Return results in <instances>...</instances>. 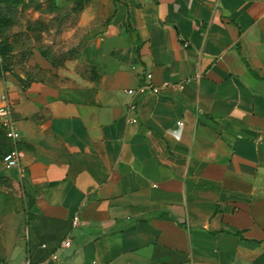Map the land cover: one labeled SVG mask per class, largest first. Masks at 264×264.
<instances>
[{"label": "crops", "instance_id": "0c3cea01", "mask_svg": "<svg viewBox=\"0 0 264 264\" xmlns=\"http://www.w3.org/2000/svg\"><path fill=\"white\" fill-rule=\"evenodd\" d=\"M78 26L75 58L0 76L25 171L0 134V264H264V0H90Z\"/></svg>", "mask_w": 264, "mask_h": 264}, {"label": "rangeland", "instance_id": "374dc122", "mask_svg": "<svg viewBox=\"0 0 264 264\" xmlns=\"http://www.w3.org/2000/svg\"><path fill=\"white\" fill-rule=\"evenodd\" d=\"M87 5V4H86ZM72 0H24L18 5L15 22L0 31V47L6 55L3 63L10 73L30 75L27 62L36 52L60 64L64 54L81 45L86 31L78 26L80 12L71 10Z\"/></svg>", "mask_w": 264, "mask_h": 264}, {"label": "built area", "instance_id": "2783aa9c", "mask_svg": "<svg viewBox=\"0 0 264 264\" xmlns=\"http://www.w3.org/2000/svg\"><path fill=\"white\" fill-rule=\"evenodd\" d=\"M184 47H186V44H184ZM147 78H150L149 75H147ZM167 83H164V85ZM176 86L182 87L183 83H177ZM158 88L154 87L148 83L145 85L139 86L137 88V91L140 93H144L146 91L155 92ZM128 94L132 93L131 90L126 91ZM0 129L3 132L4 136L10 141L11 149L5 153L2 158L1 162L4 168H14L17 167L20 171V175L23 176L25 171L20 166V159L22 158V152L18 148V141L20 139V135L18 132V129L16 127L15 121L12 117V111L10 107V103L8 100V97L5 93H3L0 96ZM127 111L130 113V122L131 123H137V118L134 113V105L129 104L127 107ZM181 126L182 122L180 120L176 121V127L174 130H171V132L174 135L175 139H179L180 132H181ZM72 226H75L77 224V220L73 219ZM70 244L68 239H65L63 242L60 243V247H68ZM42 248H46V245H41ZM58 260V256L55 251L49 253L47 257H45L41 261H33L29 256H26L21 264H54Z\"/></svg>", "mask_w": 264, "mask_h": 264}, {"label": "trees", "instance_id": "16d2710c", "mask_svg": "<svg viewBox=\"0 0 264 264\" xmlns=\"http://www.w3.org/2000/svg\"><path fill=\"white\" fill-rule=\"evenodd\" d=\"M90 0H72L71 10L80 12ZM24 0H0V31L11 26L15 22L16 14L18 11V5L23 4ZM80 47L76 49H70L64 54V60H70L75 58L79 53ZM6 55L5 47H0V76L4 74L5 71L9 72L10 68L3 63V59ZM42 56L48 59L43 53ZM50 60V59H49ZM53 63V60H50ZM0 134L4 136L0 129ZM6 138V137H5ZM10 149L6 150L7 153ZM2 155V156H3ZM2 158V157H1Z\"/></svg>", "mask_w": 264, "mask_h": 264}]
</instances>
